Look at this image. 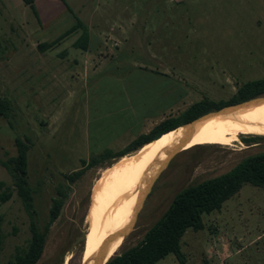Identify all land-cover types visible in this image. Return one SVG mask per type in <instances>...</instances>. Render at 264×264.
<instances>
[{"label": "rangeland", "instance_id": "1", "mask_svg": "<svg viewBox=\"0 0 264 264\" xmlns=\"http://www.w3.org/2000/svg\"><path fill=\"white\" fill-rule=\"evenodd\" d=\"M61 1L67 11L39 36L29 5L26 13L0 6V98L8 99L11 109L9 118L0 115V193H11L0 205V264L27 248L32 220L47 232L37 264L85 262L86 246L78 240L87 235L93 192L119 159L83 166L82 160L88 163L108 144L95 136L126 128L109 144L123 150L193 103L230 100L244 83L264 78V0ZM78 21L92 36L88 50L74 47L79 29L36 61L40 43L55 41ZM259 103L264 98L248 105ZM248 105L224 112L248 111ZM17 140L28 147L32 216L4 165L17 156ZM154 142L157 148L159 140ZM180 151L126 231L115 234V257L140 244L182 190L264 153V135H240L231 146ZM102 198L108 199L107 191ZM55 200L63 205L51 222ZM203 222V230L189 229L181 239L183 262L169 254L157 264H264L263 188L245 184L220 210L205 214Z\"/></svg>", "mask_w": 264, "mask_h": 264}, {"label": "trees", "instance_id": "2", "mask_svg": "<svg viewBox=\"0 0 264 264\" xmlns=\"http://www.w3.org/2000/svg\"><path fill=\"white\" fill-rule=\"evenodd\" d=\"M26 2L31 7L35 16H37L38 14L33 2L31 0H27ZM79 29L82 30V33L74 43V47L76 49L88 50L90 41L88 28L78 21L71 29L63 33L55 41L40 43L37 46L38 51L45 53L51 50L72 32ZM262 95H264V78L244 83L230 100L213 102L205 98L193 103L178 116L164 120L149 135L137 138L127 148L120 151L106 148L88 163L82 160L83 166L94 167L101 162L121 158L138 151L141 147L153 142L159 136L162 137L172 130L189 124L201 116ZM253 101L230 108L227 111L246 106ZM10 111V101L5 98H0V115L9 118ZM184 130H187V127L184 126L169 136ZM17 148V156L10 158L4 165L15 176L17 193L21 197L28 213L32 216L33 190L29 187L26 179L28 147L23 142L17 140ZM245 184H251L264 189V153L245 159L224 175L182 190L174 198L163 217L146 233L140 244L114 257L107 264H157L169 254H174L183 262L181 239L186 231L189 229L194 231L203 230V216L220 210L223 204L237 194ZM1 185L3 186V184ZM10 198V191L0 193V205L6 203ZM62 205V200L54 201L50 213L51 222H54L58 218ZM30 230L31 240L27 248L19 250L8 264H37L40 260L43 254L47 232H41L33 220Z\"/></svg>", "mask_w": 264, "mask_h": 264}, {"label": "bare ground", "instance_id": "3", "mask_svg": "<svg viewBox=\"0 0 264 264\" xmlns=\"http://www.w3.org/2000/svg\"><path fill=\"white\" fill-rule=\"evenodd\" d=\"M227 110L208 115L194 125L185 126L187 130L169 136L184 126L172 130L154 140H159L157 148L153 141L148 144V150L123 156L112 168L104 172L102 179L100 177L101 181L95 186L91 209L87 216L84 263L89 261L93 263L92 260L113 235L122 228V231H126L133 214L140 208V202L150 181L161 168V163L168 159L174 149L187 150L196 145L231 146L238 141L240 135H264V103L251 105L248 111L238 109L234 112H224ZM216 116L220 117L198 125L201 121ZM104 191L108 192L106 200L102 198ZM116 242L110 243L108 259L114 255Z\"/></svg>", "mask_w": 264, "mask_h": 264}, {"label": "crops", "instance_id": "4", "mask_svg": "<svg viewBox=\"0 0 264 264\" xmlns=\"http://www.w3.org/2000/svg\"><path fill=\"white\" fill-rule=\"evenodd\" d=\"M27 0H1L0 2V6H2V8H4V11H6L7 9H11L14 8L15 10L17 9L19 13H26V6L28 5ZM30 1V0H29ZM33 2L34 7L36 8L37 11V23L38 25H33L32 27H34L35 31H41L38 34V36L42 33V30L44 29V27L46 26L47 23H53L55 21V19L58 17L59 14H63L64 12L67 11V4L62 2L61 0H31ZM66 4V6H65ZM30 24V23H29ZM23 28L26 30L27 27V23L25 25H23ZM41 29V30H40ZM90 35V41H92V36ZM33 39V38H32ZM31 40V37L29 39V41ZM29 41L26 40L25 44L28 43ZM24 44V45H25ZM76 49V48H75ZM89 49V48H88ZM76 51H80V52H84V50H80V49H76ZM46 53V52H45ZM45 53L39 54V56H35L36 61L37 60H42L45 56ZM47 55V54H46ZM44 56V57H43ZM68 55L65 54L63 57V61H65V59H67ZM38 57V58H37ZM75 61H73L74 63ZM69 69L66 70V74L69 73ZM66 79L67 75H66ZM66 80V81H67ZM126 128L122 129V132L118 133V132H108L107 135H98L94 137V140L97 141H108V144L106 147H104V149L106 148H110L109 144L113 141H115L116 139L120 138L123 133L125 132ZM114 136V137H112Z\"/></svg>", "mask_w": 264, "mask_h": 264}, {"label": "water", "instance_id": "5", "mask_svg": "<svg viewBox=\"0 0 264 264\" xmlns=\"http://www.w3.org/2000/svg\"><path fill=\"white\" fill-rule=\"evenodd\" d=\"M259 98H264V95L259 96V97H256V98L251 99V100H248V101H245V102H242V103H239V104H235V105H231V106L224 107V108H222V109H220V110H217V111L210 112V113H208V114H206V115H204V116H201V117H199L198 119H196V120L190 122L189 124H186V125H183V126H191V125H194L196 122H198L199 120H201L202 118H204V117H206V116H208V115L218 114V113L222 112L223 110H226V109H229V108H233V107H237V106H240V105L246 104V103H248V102H250V101H253V100L259 99ZM159 137H160V136H159ZM159 137H158V138H159ZM158 138H156V139H158ZM156 139H155V140H156ZM153 141H154V140H153ZM179 152H181V151H180V150H176V149H174L173 152L170 153L168 159H166V160L162 163L161 168L158 170V172H157L156 175L154 176V179L152 180V182H151V184L149 185V187H148V189H147V191H146L144 197L142 198V200H141V202H140V205H139L140 208H141L142 202H144L145 198L147 197L148 193L150 192V190H151L153 184L155 183L156 179L159 177V175L162 173V171L168 166L169 162L173 159V157H174L175 155H177ZM140 208H139V210H140ZM139 210H138V212H139ZM138 212H137V214H138ZM136 217H137V215H136ZM132 227H133V224H132V226L130 227V230L132 229ZM130 230H129V231H130ZM128 233H129V232H128ZM128 233H127V234H128ZM115 237H116V235H113V236L111 237V239H109V240L105 243L104 247L100 250V252H99V253L95 256V258L92 260L93 263H91L90 261L87 262V263H84V261H82V264H90V263H91V264H107L109 261H111V260L115 257V255H114L113 257L109 258V259H108V255H109V252H110V243H112V242L114 241ZM78 241H84V237H81Z\"/></svg>", "mask_w": 264, "mask_h": 264}]
</instances>
